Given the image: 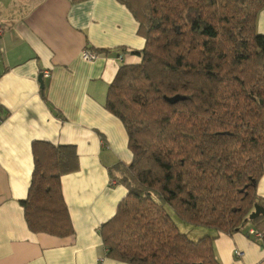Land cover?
<instances>
[{
	"label": "trees",
	"instance_id": "1",
	"mask_svg": "<svg viewBox=\"0 0 264 264\" xmlns=\"http://www.w3.org/2000/svg\"><path fill=\"white\" fill-rule=\"evenodd\" d=\"M80 2L84 0H73ZM138 23L139 62L123 64L105 109L123 125L132 161L109 170L125 197L99 235L106 258L125 264H220L215 237L250 227L264 247V0H116ZM178 98L175 103L169 99ZM33 172L20 202L28 229L73 235L61 178L79 169L73 146L33 142ZM118 172L117 175H114ZM114 176V177H113Z\"/></svg>",
	"mask_w": 264,
	"mask_h": 264
},
{
	"label": "crops",
	"instance_id": "2",
	"mask_svg": "<svg viewBox=\"0 0 264 264\" xmlns=\"http://www.w3.org/2000/svg\"><path fill=\"white\" fill-rule=\"evenodd\" d=\"M255 26L264 36V9ZM144 45L116 0H0V264H125L106 258L99 235L126 195L109 170L132 161L125 129L104 105L119 67L138 63L133 52ZM84 50L96 59L83 61ZM36 141L76 150L78 171L61 178L71 236L27 227L20 202ZM256 193L264 199V174ZM250 231L208 235L220 264H264V247Z\"/></svg>",
	"mask_w": 264,
	"mask_h": 264
},
{
	"label": "rangeland",
	"instance_id": "3",
	"mask_svg": "<svg viewBox=\"0 0 264 264\" xmlns=\"http://www.w3.org/2000/svg\"><path fill=\"white\" fill-rule=\"evenodd\" d=\"M252 212L250 213V215ZM174 224L178 227L181 233H185L188 235L189 239L192 241H197L201 237L208 236L209 234L213 233V230H209L207 228L202 227H193L185 224L174 215H171Z\"/></svg>",
	"mask_w": 264,
	"mask_h": 264
},
{
	"label": "built area",
	"instance_id": "4",
	"mask_svg": "<svg viewBox=\"0 0 264 264\" xmlns=\"http://www.w3.org/2000/svg\"><path fill=\"white\" fill-rule=\"evenodd\" d=\"M81 57H82V60H83V61L90 62V61L95 60L96 57H97V55L94 54V53L89 52L88 50H84V51L82 52ZM42 76H43V77H48V76H49V73L45 71V72H43ZM0 121H1V120H0ZM250 234L253 235L256 239H259V237H260V236H259L257 233H255L254 231H250ZM238 255H239V254H237V256H238Z\"/></svg>",
	"mask_w": 264,
	"mask_h": 264
},
{
	"label": "water",
	"instance_id": "5",
	"mask_svg": "<svg viewBox=\"0 0 264 264\" xmlns=\"http://www.w3.org/2000/svg\"><path fill=\"white\" fill-rule=\"evenodd\" d=\"M41 88H42V77L40 76L39 77V80H38ZM178 100V98H173V99H169V103H175L176 101ZM259 215H263L264 216V208L262 207H259V206H255L254 207V211L252 212V214L249 216V219L252 220L256 217H258Z\"/></svg>",
	"mask_w": 264,
	"mask_h": 264
}]
</instances>
